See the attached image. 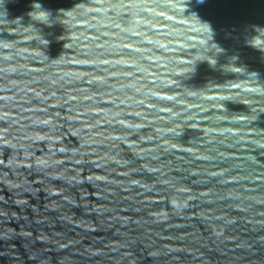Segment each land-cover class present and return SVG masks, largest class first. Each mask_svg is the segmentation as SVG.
<instances>
[{
  "label": "water",
  "instance_id": "water-1",
  "mask_svg": "<svg viewBox=\"0 0 264 264\" xmlns=\"http://www.w3.org/2000/svg\"><path fill=\"white\" fill-rule=\"evenodd\" d=\"M0 264H264V0H0Z\"/></svg>",
  "mask_w": 264,
  "mask_h": 264
},
{
  "label": "clouds",
  "instance_id": "clouds-1",
  "mask_svg": "<svg viewBox=\"0 0 264 264\" xmlns=\"http://www.w3.org/2000/svg\"><path fill=\"white\" fill-rule=\"evenodd\" d=\"M203 2H204V0H198V3H203ZM38 6L41 7L39 4H38ZM209 28H210V30L212 32V29H211V26L210 25H209Z\"/></svg>",
  "mask_w": 264,
  "mask_h": 264
}]
</instances>
